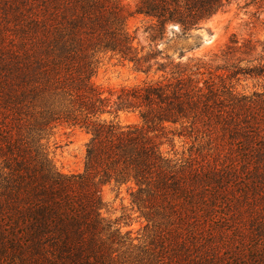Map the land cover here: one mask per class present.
<instances>
[{
  "label": "trees",
  "instance_id": "trees-1",
  "mask_svg": "<svg viewBox=\"0 0 264 264\" xmlns=\"http://www.w3.org/2000/svg\"><path fill=\"white\" fill-rule=\"evenodd\" d=\"M231 1L0 0V264H264V92L232 84L264 80V48L234 35L210 59L160 49ZM107 55L145 79L106 95ZM119 112L141 123L104 118ZM62 126L91 135L83 173L50 159ZM169 134L190 140L187 156L164 152ZM112 183L134 185L141 236L103 216Z\"/></svg>",
  "mask_w": 264,
  "mask_h": 264
},
{
  "label": "rangeland",
  "instance_id": "rangeland-1",
  "mask_svg": "<svg viewBox=\"0 0 264 264\" xmlns=\"http://www.w3.org/2000/svg\"><path fill=\"white\" fill-rule=\"evenodd\" d=\"M139 1L121 0L131 12L136 10ZM149 23L148 18L140 15H135L128 22L130 31L132 33L137 31L142 46H147L145 28ZM171 34L168 43H162L160 49L166 50L177 61H179L177 49L180 48L186 52L183 61L188 58L205 56L210 59L214 54L220 55L234 35L241 42L247 40L254 43L259 42L258 53L262 54L264 48V0H232L222 11L198 29L193 30L192 37L188 40L174 38L175 34ZM215 65H222V62L217 61ZM144 79V75L134 71L132 64L122 63L117 58L107 55L100 58L94 82L108 95L109 90L120 91L124 87L136 86L141 84ZM232 84L235 85L236 92L239 94L250 96L255 92H264V80L243 79L240 82L233 81ZM104 118L121 126L141 123L138 114L133 112L108 114ZM90 139L91 135L79 127L62 126L56 129L46 146L50 159L57 170L65 175L83 173L86 148ZM161 142L164 152L171 157H175L177 153L178 158L182 157L183 152L187 156V150L191 145L190 140L174 138L172 134L161 138ZM133 187L132 184L122 187H118L114 183L104 185L102 196L105 208L102 212L105 218L116 221L124 233L131 232L135 238L142 235L146 221L132 208L130 194Z\"/></svg>",
  "mask_w": 264,
  "mask_h": 264
}]
</instances>
